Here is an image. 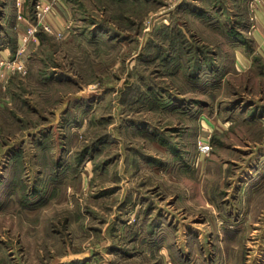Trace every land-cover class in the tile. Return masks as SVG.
Here are the masks:
<instances>
[{
	"label": "rangeland",
	"instance_id": "rangeland-1",
	"mask_svg": "<svg viewBox=\"0 0 264 264\" xmlns=\"http://www.w3.org/2000/svg\"><path fill=\"white\" fill-rule=\"evenodd\" d=\"M64 3L0 77V264H264V53L233 66L235 1Z\"/></svg>",
	"mask_w": 264,
	"mask_h": 264
},
{
	"label": "crops",
	"instance_id": "crops-1",
	"mask_svg": "<svg viewBox=\"0 0 264 264\" xmlns=\"http://www.w3.org/2000/svg\"><path fill=\"white\" fill-rule=\"evenodd\" d=\"M22 1H24V3L26 2V0ZM35 1L37 0H34V2ZM234 1L238 6H241L244 0ZM257 1V29L254 30L250 35L248 34L249 22L242 20L241 14L238 13L240 8L238 9L237 5L235 8L237 11L236 14L232 13V16H234L233 20L236 18V21H233V23L237 27L233 31V36H235L234 42L231 43L232 63L238 71L251 66V56L246 54V52L249 53L247 48L248 44L245 41L246 39L253 43L255 51L260 53L262 56L264 53V0ZM8 2L9 1L5 2L0 12V23L2 22L3 24V28L0 27V57L4 59L14 58L26 65L31 52H34L40 46L38 32L43 31L48 33L43 29L42 23L49 25L52 28L53 32L51 35L56 36L57 33H61L62 35L65 33V24L69 20L70 14L64 3V0H56L51 12L48 13V15H46L39 24L36 17L31 18L28 15L21 13V7L16 6V0H13V4L10 7L11 11L8 12V7L10 4ZM41 2L44 4L50 2V0H41ZM200 9H202L199 10V14L201 15H197V18L199 17L200 19L205 20L204 22H206L209 20L205 14L206 10L202 7H200ZM230 14L231 13H229V16ZM9 20L11 23H9V26H7V22ZM251 51L253 52V50Z\"/></svg>",
	"mask_w": 264,
	"mask_h": 264
},
{
	"label": "built area",
	"instance_id": "built-area-1",
	"mask_svg": "<svg viewBox=\"0 0 264 264\" xmlns=\"http://www.w3.org/2000/svg\"><path fill=\"white\" fill-rule=\"evenodd\" d=\"M56 0H51L48 3H42L41 0H39L38 2L35 3L34 7V11L36 14V18L38 19V22L40 24V22H42L41 20L48 15V13L51 12L53 6H54V2ZM258 1L257 0H252L251 3V14L249 17V31L248 34L250 35L254 30L257 29V11H256V3ZM22 3L21 0H17L16 1V6L17 7H21ZM42 27L43 29L48 32V33H52V28L49 25H45L42 23ZM56 36L59 38V36H61V33H57ZM7 70V72H15L18 71L19 73H26V65L21 63L20 61H17V59L14 60H8V59H0V72L2 71V73L0 74V77H3V75L5 74V71Z\"/></svg>",
	"mask_w": 264,
	"mask_h": 264
},
{
	"label": "trees",
	"instance_id": "trees-1",
	"mask_svg": "<svg viewBox=\"0 0 264 264\" xmlns=\"http://www.w3.org/2000/svg\"><path fill=\"white\" fill-rule=\"evenodd\" d=\"M126 1H131V0H126ZM46 36H48L47 33L43 32V31L38 32V37H39L40 44H42L44 42ZM201 59L203 60L204 58L200 57L197 61H199ZM194 76L198 79L197 75H194Z\"/></svg>",
	"mask_w": 264,
	"mask_h": 264
}]
</instances>
